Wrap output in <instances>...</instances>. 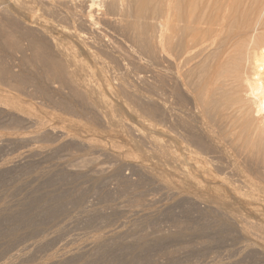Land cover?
<instances>
[{
    "label": "rangeland",
    "instance_id": "rangeland-1",
    "mask_svg": "<svg viewBox=\"0 0 264 264\" xmlns=\"http://www.w3.org/2000/svg\"><path fill=\"white\" fill-rule=\"evenodd\" d=\"M57 1H66L67 3L70 1V3H72L71 1L74 0ZM90 1H76L75 13L79 16L77 22L70 19L69 11H66L67 13L65 11L59 12V19L56 18V15L54 18L49 16V19L44 16L42 17L44 19L43 21L41 19L38 21L35 20L38 23L34 22V25L27 19L19 20L18 24L22 30L29 31L30 33L32 31L33 33L29 36V38L32 37L30 40L35 42L33 50L28 48L26 41L20 40L22 53L26 51L24 55L16 53L9 56V54L0 53V61L4 65L1 62L0 64L6 68L11 67L8 70H13L12 76H15L13 78L12 76H10L11 78L7 77L5 84H0V86H5H2L4 90L2 87L0 88V94L14 96L18 103H20V107L23 109L20 113L19 111H16L15 113H19L20 115L23 114V116L28 114L26 117L29 116V118H31L28 125L22 123L19 124V127L13 125L14 128H12L11 122L8 123L9 120L4 119L2 116L0 119V168H2L0 171V203H2L0 204V207L8 205L9 208L12 207L13 209L14 207L12 211H15L18 206L20 207V202H24L26 200V202H31V207L29 208L27 213L28 215L26 217V219H28L26 220L28 221V226H23L24 229L17 231L13 228V224L8 223V218L4 216L0 218V263L7 260L9 255L11 256L12 253L21 250V260L19 259L18 261L14 259L10 262V264H60V262L61 264H264V196L262 197V195L258 194V189L255 191L257 184H255L256 179L254 175L248 172L246 173L245 171L241 174L240 172L239 174L235 172L237 175L234 172L231 173L233 170L228 167L231 163L221 154L220 156L224 158L225 161H222L224 159L221 160L219 154H211L212 159L209 154L207 156L203 155V157L207 158L209 164L210 162L212 165L213 163H216L214 164V167L212 165H201L198 160L200 157L197 159L199 153L192 151L195 148H190L189 146V136L186 135L187 132L183 130V127H179L181 126L179 122L185 120L187 117V113L185 109H183V107H185L184 104L183 106H179V109L178 107L176 108L177 111L175 114L176 119L177 116L179 117V121L177 120L178 123L168 120V137H165L163 134L161 135V131L159 130L160 116L157 111L159 104V92L157 90L156 79L158 76L157 72L159 70L157 69L159 68L158 61H156L155 56L150 58L149 56L151 55H146L148 57L147 58L145 54L138 50L139 48L137 49L138 45L134 43L135 40L133 41L132 36H130L131 34L121 33L122 31L120 30L124 28L122 25L127 26L133 22L136 16L140 15L142 16V18H140L141 20L138 19L140 22L137 21V18L140 16L135 19L136 22L148 27L151 29L152 34L157 36L159 31L158 21L160 20L158 19L159 16L157 13H154V11H158L159 7L157 8L156 5L160 6V1L155 0L153 2V0H146L145 2L144 0L142 2V0H117L118 5L116 11L109 16L107 15L109 18L106 16L107 18L105 17V19L104 16L107 10L105 7L106 5L104 6V4L106 3V0H99V3L98 0H93L94 5L92 11H94H91V13L94 14L91 15L93 16L92 19L94 22L87 24L83 20L82 16L85 18V15H88V9L86 7H88ZM147 1L150 4H148ZM35 6L37 9L38 6L40 8L39 4H35ZM2 7L6 9L5 5H2ZM63 14L64 19H61ZM110 16L113 20H111ZM79 20L85 23L81 21L79 22ZM96 20L97 22H95ZM61 22H65L64 25ZM69 23L70 26H68ZM71 25L74 26V29ZM83 30L84 32H82ZM78 34L82 35V38L81 36L78 37ZM37 43H40L44 48L42 49L41 45H38ZM55 45L59 46L61 49L59 47L55 48ZM114 45L117 47L115 48ZM35 46L40 48H36ZM45 48L48 49L46 50ZM54 48H58L59 52H62L63 54H57L58 52H56ZM62 48H65L64 51ZM38 49H42L40 51H43V53L45 51V54L48 52L47 54L52 56V59H56V61L64 63V65L68 63L69 59L71 61H75H72L73 63L69 62V65L73 64L71 67L69 66V68L74 69L72 71L70 70L71 74H74L73 71L76 70L73 75L74 77H71L68 73L69 68H66L67 74L65 75L68 76V80L69 77L73 78L76 82L77 89L75 88L76 85L71 78L68 81L69 83L66 84L65 75L55 76L53 73H45L42 67H38L40 66L38 65L39 63L34 62V55L42 53ZM34 52L37 53L35 54ZM64 54L65 56H63ZM2 55L4 56L2 57ZM108 55H112L113 57H109ZM30 56H32V58H30ZM61 57L64 60H61ZM128 57H131L132 60ZM30 59L33 61H30ZM130 60L131 63H129ZM96 62L99 65H97ZM66 66L68 67V64ZM21 73V78L23 79L24 77V80L27 82L18 86L20 91L15 90V88L14 90H10L9 88L14 87L12 85L14 84V81L20 77ZM46 75H49L50 77H47ZM57 78L60 79L58 80ZM82 80H86V83H83ZM58 81H63L64 83H59ZM70 82L71 85H69ZM73 85L74 88L71 87ZM127 87H129V89ZM72 89L78 91L75 92ZM183 116L184 118L182 119ZM173 123L175 125H173ZM5 125L7 126V129ZM54 128H56V130ZM44 129H48L46 130L47 132ZM170 129L172 134L169 132ZM49 130L52 132H49ZM31 132L33 134H31ZM36 132H39V134L37 133V135ZM16 133H26L25 135L28 133V137L33 135L35 138L33 136L31 139L29 138V142L31 144L29 142L28 144H22L5 141L8 137L10 138ZM180 138H183L182 141L184 142L180 141ZM163 139H166L167 141H164ZM87 140L89 141L87 142ZM161 141L163 142L162 144L169 147V149L171 148V145L174 146L172 147L173 149L171 148L172 151L167 148V152L174 151L175 155L178 156L177 158L175 155L170 154L171 152L169 153L170 155H173L176 160H178L177 166L176 163L165 166L164 163L157 159L155 152L158 151L157 147H159L158 144H160ZM167 143H169L168 146ZM185 143L186 146H188V151H192V154H189L186 149L187 147L185 148ZM32 144L37 145L33 146ZM36 146H38V148ZM44 147L47 148L44 149ZM101 148L104 150H100ZM29 149L32 150H30L31 153H28L27 155V151H29ZM86 149H89V151ZM36 151H41V154L36 153ZM194 152L196 154H193ZM23 153L26 155H22ZM17 154L19 156H17ZM112 155H114L115 158L114 156L112 157ZM194 155H196V159L194 158ZM213 156L219 161L214 159ZM193 158L196 161L198 160V162H196ZM9 159L11 163L7 161ZM115 159L118 163H116ZM224 162L225 164L227 163V165L223 168V170H220L222 169V166L224 167ZM217 164H219L218 166L220 168L216 166ZM115 165L118 166V168ZM139 166L145 171H140ZM215 168L217 170H214ZM218 168L220 171H223L221 174L218 172ZM204 169H208L209 172L207 170H205V172ZM225 169H227V172ZM39 170L41 171L40 173ZM150 170L152 171L151 173ZM183 170L185 171L183 172ZM262 171L264 170H261V174L264 173ZM106 172L108 173L106 174ZM209 173L211 174L209 175ZM154 174V178L156 179L157 177L156 181L153 178ZM248 174L251 175L250 178H248ZM222 175L224 176V179L231 176L235 178L233 179L236 182L239 180L243 181V184L241 181L235 183L233 179L229 178L230 181H228L229 179L226 178L228 183L230 182L232 184L233 182V186L236 185V189L233 187V190L230 183L229 187L228 185L226 186L222 183L224 185L222 187L220 182L223 178ZM241 175L243 178L248 179L244 180ZM184 176L185 178L182 179ZM189 176L196 179H192L191 177L190 179ZM219 177L220 179H218ZM251 177H253L254 179L252 178V180L255 181H251ZM207 178H210L211 180L209 179V181ZM248 181H250L248 183L249 185H254L250 187L247 184V188L246 182ZM215 183H217V185ZM239 184H242L241 186L243 187L246 186V190L244 188H237L238 186L241 187ZM17 187H19V189ZM249 187L251 188L250 190H248ZM247 190L248 192H246ZM235 191H238V195L240 193H243L244 195L241 194L238 197L236 195L237 192ZM234 192L237 197L234 196ZM245 193L248 194V196ZM17 203L19 204L18 206ZM80 209H82V211ZM41 212L42 214H40ZM3 218L7 219V222ZM32 218L35 219V221H33ZM91 239H93V241L95 240V242L91 241ZM96 239H100L99 243H96ZM89 242L92 243L90 244ZM27 243H29L30 246H28ZM28 247H30V249ZM35 258H37V260Z\"/></svg>",
    "mask_w": 264,
    "mask_h": 264
},
{
    "label": "bare ground",
    "instance_id": "bare-ground-1",
    "mask_svg": "<svg viewBox=\"0 0 264 264\" xmlns=\"http://www.w3.org/2000/svg\"><path fill=\"white\" fill-rule=\"evenodd\" d=\"M28 1V2H27ZM27 1H21V0H0V53L1 54H16L20 53L24 55L26 53H22V48L20 46V40L26 41L28 44V48L33 50L34 43L31 38H29L31 33L26 30H22L20 25L18 24L19 20H28L32 24L34 22H37L38 20H44L42 17H48L54 18L56 15L58 18L59 12L62 11H69L70 19L74 22L78 21V14L75 13L76 10V1H70L67 3L66 1H57V0H27ZM81 1V0H80ZM90 1V0H89ZM120 1V0H119ZM144 0H142L143 2ZM150 1V0H149ZM155 0H153L154 2ZM160 1L159 5H156L158 8V11L154 13H157L159 16L158 21V35L154 36L152 34L151 29H149L146 26H143L142 24L136 22V18L139 16H136V18L133 20L132 23L128 24L127 26H121V33H128L131 34L134 43L137 45V49L152 58V56L156 57V61H158V76H157V90H158V114L160 116V131L161 135H165V137H168V120L178 123L179 117L177 116L176 119V111L177 107L185 105L183 109H185L187 113V117L185 120L179 122L181 126L183 127V130L187 132L186 135L189 136V146L190 148H195L192 151L198 152L199 156L197 159L201 163V165L208 166L212 165L211 162L209 164V161H207V158L203 157V155L210 157L211 154H220L225 157V159L229 160L228 167H230L231 173L236 172L237 174L243 173L245 171L246 173L253 174L257 184L255 191L259 192V195L264 196V173L261 174V170H264V0H158ZM156 1V2H158ZM106 3L104 6L106 7V12L104 18L117 9V0H106ZM138 2V1H137ZM141 2V3H142ZM146 2V0H145ZM148 2V1H147ZM70 3V4H69ZM90 4L88 7V15H85V18L82 16L83 20L90 24L94 22L93 14L91 13L93 9V0L89 2ZM99 3V0H98ZM121 3V2H120ZM152 3V1H151ZM34 6H33V5ZM36 5H40V8L38 6V9L36 8ZM122 4V3H121ZM148 4H150L148 2ZM156 4V3H155ZM2 5L6 6V9L2 7ZM80 5V4H79ZM143 6V5H142ZM141 6V7H142ZM103 7V6H102ZM140 7V8H141ZM82 8V7H81ZM104 8V7H103ZM136 8V7H135ZM143 8V7H142ZM137 9V8H136ZM139 9V8H138ZM156 9V8H154ZM85 10V9H84ZM121 10V9H120ZM140 10V9H139ZM144 10V9H143ZM94 11V10H93ZM92 11V12H93ZM134 12V11H133ZM67 13V12H66ZM86 13V14H87ZM138 13V12H137ZM144 13V12H143ZM92 14V15H91ZM99 14V13H98ZM104 14V13H103ZM134 14V13H133ZM140 14V12H139ZM60 15V14H59ZM66 15V14H65ZM101 15V14H100ZM128 15V14H127ZM138 15V14H136ZM64 14L62 15L61 19L63 18ZM81 16V15H80ZM107 16V17H108ZM113 16V15H112ZM116 16V15H115ZM96 17V16H95ZM106 17V18H107ZM156 17V16H155ZM102 18V17H101ZM103 18V19H104ZM105 18V19H106ZM109 18V17H108ZM111 18V16H110ZM115 18V17H113ZM142 18L140 16L138 19ZM59 19V18H58ZM81 19V18H80ZM102 19V20H103ZM117 19V18H116ZM129 19V18H128ZM37 20V21H35ZM82 20V19H81ZM79 20V22L81 21ZM93 20V21H92ZM111 20H113L111 18ZM141 20V19H140ZM66 21V19H65ZM68 21V20H67ZM124 21V20H122ZM132 21V20H131ZM144 21V20H143ZM22 22V21H21ZM50 22V21H49ZM57 22V20H56ZM83 22V21H81ZM83 22V23H85ZM97 22V20L95 21ZM108 22V20H107ZM118 22V21H117ZM140 22V21H139ZM24 23V22H23ZM38 23V22H37ZM45 23V21H44ZM62 23V22H61ZM65 22L62 24L64 25ZM99 23V22H98ZM94 23V24H98ZM112 23V22H111ZM129 23V22H128ZM6 24V27H5ZM47 24V22H46ZM77 24V23H76ZM81 24V23H79ZM123 24V23H122ZM25 25V24H24ZM23 25V26H24ZM34 25V24H33ZM66 25V24H65ZM84 25V24H83ZM92 25V24H91ZM89 25V26H91ZM102 25V24H101ZM100 25V26H101ZM105 25V24H104ZM121 25V24H120ZM27 26V25H26ZM47 26V25H46ZM56 26V25H55ZM54 26V27H55ZM70 26V23L69 25ZM72 26V25H71ZM80 26V25H79ZM82 26V25H81ZM85 26V25H84ZM87 26V25H86ZM88 26V27H89ZM93 26V25H92ZM96 26V25H95ZM110 26V24H109ZM40 27V26H39ZM59 27V26H58ZM74 26H72L73 28ZM157 27V26H156ZM8 28V30H7ZM28 28V27H27ZM85 28V27H84ZM91 28V27H90ZM89 28V29H90ZM95 28V27H94ZM102 28V27H100ZM157 28V29H158ZM44 29V28H43ZM61 29V28H59ZM74 29V28H73ZM154 29V28H153ZM82 30V28H81ZM87 30V29H86ZM91 30V29H90ZM101 30V29H100ZM155 30V29H154ZM37 31V30H35ZM34 31V32H35ZM45 31V30H44ZM49 31V30H48ZM47 31V32H48ZM57 31V30H56ZM88 31V30H87ZM93 31V29H92ZM119 31V29H118ZM78 32V31H77ZM84 32V30L82 31ZM37 33V32H36ZM39 33V32H38ZM80 33V32H79ZM105 33V32H104ZM120 33V34H121ZM33 34V33H32ZM59 34V33H58ZM69 34V33H67ZM85 34V33H84ZM91 34V33H90ZM103 34V33H102ZM113 34V33H112ZM41 35V34H40ZM86 35V34H85ZM108 35V34H107ZM106 35V36H107ZM33 36V35H32ZM76 36V35H74ZM78 37L82 35H77ZM95 36V34H94ZM38 37V36H37ZM84 37V36H83ZM109 37V35H108ZM122 37V36H121ZM35 38V37H34ZM49 38V37H48ZM54 38V37H53ZM77 38V37H76ZM79 38V39H81ZM93 38V37H91ZM98 38V37H97ZM128 38V37H127ZM131 38V37H130ZM42 39V37H41ZM108 39V38H107ZM111 39V38H110ZM50 40V39H49ZM57 40V39H56ZM83 40V39H82ZM131 40V39H130ZM39 41V40H38ZM52 41V40H51ZM54 41V40H53ZM64 41V40H63ZM62 41V42H63ZM84 41V40H83ZM86 41V40H85ZM102 41V40H101ZM108 41V40H107ZM110 41V40H109ZM41 42V41H40ZM58 42V41H57ZM81 42V41H80ZM25 43V42H24ZM49 43V42H48ZM47 43V44H48ZM55 43V41H54ZM67 43V42H66ZM77 43V42H76ZM89 43V42H88ZM113 43V42H112ZM38 44V43H37ZM40 44V43H39ZM38 44V45H39ZM53 44V42H52ZM58 44V43H56ZM62 44V43H61ZM65 44V43H64ZM68 44V43H67ZM82 44V43H81ZM115 44V43H114ZM41 45V44H40ZM63 45V44H62ZM61 45V47H62ZM119 45V44H118ZM44 46V45H43ZM53 46V45H52ZM104 46V45H103ZM115 46V45H114ZM36 47V46H35ZM42 47V45H41ZM48 47V46H47ZM59 47V46H54ZM98 47V45H97ZM113 47V46H112ZM117 46H115L116 48ZM120 47V46H119ZM131 47V46H130ZM40 48V47H36ZM44 47H42L43 49ZM49 48V47H48ZM47 48V49H48ZM54 48V49H55ZM60 48V47H59ZM101 48V47H100ZM42 49H38L39 51ZM46 49V48H45ZM44 49V50H45ZM46 49V50H47ZM61 49V48H60ZM63 49V48H62ZM65 49V48H64ZM63 49V51H64ZM69 49V48H68ZM72 49V48H71ZM84 49V48H83ZM86 49V47H85ZM89 49V47H88ZM104 49V48H103ZM118 49V48H117ZM24 50V49H23ZM57 54H61L62 52H59L58 48L55 49ZM102 50V49H99ZM125 50V49H123ZM133 50V49H132ZM62 51V50H60ZM66 51V50H65ZM105 51V50H104ZM119 51V50H117ZM135 51V50H134ZM29 52V50H28ZM32 52V51H31ZM42 53L34 55V62L39 63L38 67H42L44 72L53 73L55 76H63L67 74V69L69 66L71 67L73 64L69 65V62L73 63L75 61L68 60V67L64 65V63L56 61V59H52V56L49 54H45V51H40ZM55 52V51H54ZM53 52V53H54ZM73 52V51H72ZM76 52V51H74ZM90 52V51H89ZM95 52V51H94ZM35 53V52H34ZM37 53V52H36ZM35 53V54H36ZM52 53V54H53ZM68 53V52H67ZM105 53V52H104ZM123 53V51H122ZM137 53V52H136ZM31 54V53H30ZM63 54V53H62ZM75 54V53H74ZM77 54V53H76ZM95 54V53H94ZM139 54V53H138ZM78 55V54H77ZM99 55V54H98ZM101 55V54H100ZM120 55V54H119ZM118 55V56H119ZM123 55V54H121ZM4 55H2L3 57ZM26 56V55H25ZM24 56V57H25ZM56 56V55H54ZM53 56V57H54ZM60 56V55H59ZM62 56V55H61ZM65 56V54L63 55ZM62 56V57H63ZM72 56V55H69ZM92 56V55H91ZM103 56V55H101ZM100 56V57H101ZM109 56V55H108ZM112 56V55H111ZM109 56V57H111ZM125 56V55H123ZM146 56V57H147ZM6 57V56H5ZM61 60H64L62 59ZM67 57V55H66ZM65 57V58H66ZM99 57V56H98ZM113 57V56H112ZM145 57V58H146ZM1 58V57H0ZM32 58V56H30ZM55 58V57H54ZM96 58V57H95ZM104 58V57H103ZM127 58V56H126ZM129 58V57H128ZM143 58V57H142ZM148 58V57H147ZM20 59V58H19ZM26 59V58H25ZM67 59V58H66ZM88 59V58H87ZM131 59V57L129 58ZM155 59V58H154ZM3 60V59H2ZM18 60V59H17ZM60 60V61H61ZM99 60V59H98ZM97 60V61H98ZM112 60V59H111ZM115 60V59H114ZM127 60V59H125ZM132 60V59H131ZM131 60L129 63H131ZM149 60V59H148ZM24 61V60H23ZM22 61V62H23ZM30 61H33L30 59ZM105 61V60H104ZM155 61V62H156ZM1 62V61H0ZM4 62V61H3ZM6 62V61H5ZM63 62V61H62ZM100 62V61H99ZM102 62V61H101ZM151 62V61H150ZM153 62V61H152ZM2 63V62H1ZM18 63V62H17ZM21 63V61H20ZM66 63V60H65ZM118 63V62H117ZM136 63V62H135ZM148 63V62H147ZM3 64V63H2ZM2 64H0V84H5V80L7 77L12 76L13 70H8L11 67H5ZM7 64V63H6ZM9 64V63H8ZM24 64V63H22ZM77 64V63H76ZM97 64V62H96ZM112 64V63H111ZM149 64V63H148ZM26 65V64H25ZM99 65V64H97ZM96 65V66H97ZM21 66V65H20ZM23 66V65H22ZM30 66V65H29ZM75 66V65H74ZM81 66V65H80ZM101 66V65H100ZM115 66V65H114ZM33 67V66H32ZM79 67V65H78ZM113 67V66H112ZM30 68V67H29ZM77 68V67H76ZM114 68V67H113ZM141 68V67H140ZM146 68V67H145ZM13 69V68H12ZM38 69V68H37ZM132 69V68H131ZM19 70V69H18ZM26 70V69H25ZM41 70V69H40ZM42 70V71H43ZM70 70L74 69H68V73L72 77L75 74H71ZM114 70V69H113ZM116 70V69H115ZM118 70V68H117ZM136 70V69H135ZM138 70V69H137ZM82 71V70H81ZM105 71V70H104ZM153 71V70H152ZM155 71V70H154ZM80 72V71H79ZM127 72V71H126ZM15 73V72H14ZM81 73V72H80ZM118 73V71H117ZM151 73V72H150ZM84 74V73H83ZM92 74V73H91ZM106 74V73H105ZM131 74V73H130ZM137 74V73H136ZM152 74V73H151ZM16 75V73H15ZM31 75V74H30ZM34 75V74H33ZM79 75V74H77ZM113 75V74H112ZM141 75V74H140ZM157 75V74H156ZM47 77L49 75H46ZM45 76V77H46ZM89 76V75H88ZM116 76V75H115ZM136 76V75H135ZM138 76V75H137ZM142 76V75H141ZM15 76H12V78ZM22 73L20 77L17 78L16 81H14V84L12 85L14 87H10V90H19L18 86L23 85L27 81L21 78ZM46 77V78H47ZM50 77V76H49ZM54 77V76H53ZM51 77V78H53ZM66 77L65 82L66 84L69 83L71 77ZM74 77V76H73ZM78 77V76H77ZM76 77V78H77ZM93 77V76H92ZM96 77V76H95ZM109 77V76H107ZM120 77V75H119ZM123 77V76H122ZM155 77V76H154ZM11 78V77H10ZM9 78V79H10ZM31 78V77H30ZM37 78V77H36ZM61 78V77H60ZM60 78H57L58 80ZM75 78V79H76ZM145 78V77H144ZM152 78V77H151ZM35 79V78H34ZM55 79V78H53ZM62 79V78H61ZM72 81L76 82L71 78ZM79 79V78H78ZM89 79V78H88ZM30 80V79H29ZM38 80V79H37ZM50 80V78H49ZM90 80V79H89ZM114 80V79H113ZM116 80V79H115ZM137 80V79H136ZM31 81V80H30ZM45 81V80H44ZM48 81V79H47ZM57 81V80H56ZM64 81V79H63ZM62 81V82H63ZM83 81V80H82ZM96 81V80H95ZM123 81V80H121ZM128 81V80H127ZM140 81V80H139ZM148 81V80H147ZM52 82V81H51ZM59 82V81H58ZM61 82V81H60ZM59 82V83H60ZM61 82V83H62ZM86 83V80L83 81V83ZM58 83V84H59ZM64 83V82H63ZM73 83V84H74ZM117 83V82H116ZM146 83V82H145ZM148 83V82H147ZM89 84V83H88ZM8 85V84H6ZM51 85V84H50ZM71 85V82L70 84ZM80 85V84H78ZM151 85V84H149ZM3 85L0 86V88ZM17 86V87H16ZM27 86V84H26ZM52 86V85H51ZM61 86V85H59ZM107 86V85H106ZM152 86V85H151ZM5 87V86H3ZM2 87V89H3ZM24 87V86H23ZM74 88V85L71 86ZM87 87V86H86ZM85 87V88H86ZM117 87V86H116ZM121 87V86H120ZM17 88V89H16ZM35 88V87H34ZM68 88V87H67ZM70 88V87H69ZM77 89V85L75 87ZM129 89V87H127ZM25 89V88H24ZM152 89V88H151ZM150 89V90H151ZM4 90V89H3ZM9 90V91H10ZM63 90V89H61ZM68 90V89H66ZM75 91V89H72ZM125 90V89H124ZM149 90V91H150ZM153 90V89H152ZM8 91V92H9ZM16 91V92H17ZM20 91V90H19ZM76 90L75 92H77ZM84 91V90H83ZM116 91V90H115ZM48 92V91H47ZM69 92V91H68ZM73 92V91H72ZM74 92V93H75ZM92 92V91H91ZM125 92V91H124ZM28 93V92H27ZM49 93V92H48ZM72 93V94H74ZM4 94V93H3ZM10 94V93H9ZM50 94V93H49ZM48 94V95H49ZM98 94V93H97ZM123 94V93H122ZM125 94V93H124ZM157 94V93H156ZM15 95V94H14ZM54 95V94H53ZM133 95V94H132ZM24 96V95H23ZM68 96V95H67ZM72 96V95H71ZM77 96V94H76ZM152 96V95H151ZM157 96V95H156ZM26 97V96H25ZM88 97V96H87ZM90 97V96H89ZM132 97V96H131ZM28 98V97H27ZM72 98V97H71ZM70 98V99H71ZM76 98V97H74ZM82 98V97H80ZM93 98V97H92ZM124 99V98H123ZM136 99V98H135ZM36 101V100H35ZM79 101V100H78ZM88 101V100H87ZM90 101V100H89ZM53 102V101H52ZM58 102V101H57ZM69 102V101H68ZM77 102V101H76ZM103 102V101H102ZM124 102V100H123ZM22 103V102H21ZM37 103V102H36ZM17 99L14 96H8L1 95L0 94V119L1 116L4 117V119L9 120L14 126H18L19 124H25L28 125L30 123L31 118L29 116L26 117V115L23 116L19 113L23 111V109L20 107ZM38 104V103H37ZM41 104V103H40ZM104 104V103H103ZM23 105V104H22ZM66 105V103H65ZM93 105V104H92ZM148 105V104H147ZM63 106V104H62ZM78 106V105H77ZM87 106V105H86ZM26 107V106H25ZM72 107V106H71ZM182 108V107H181ZM63 110V109H61ZM156 110V109H155ZM16 111H19V113H15ZM80 111V110H79ZM182 111V109H181ZM29 113V112H28ZM153 113V112H152ZM180 113V111H179ZM36 114V113H35ZM87 114V113H86ZM67 115V114H66ZM72 115V114H71ZM152 115V114H150ZM69 116V115H68ZM158 116V117H159ZM182 116V115H181ZM31 117V116H30ZM74 117V116H73ZM83 117V116H82ZM184 116L182 117V119ZM3 119V120H4ZM35 120V119H34ZM178 120V121H177ZM181 120V119H180ZM2 121V120H1ZM36 121V120H35ZM39 121V120H38ZM159 121V120H158ZM170 122V123H171ZM6 123V122H5ZM4 123V124H5ZM39 123V122H38ZM33 124V123H32ZM44 124V123H42ZM2 125V123H1ZM8 125V124H7ZM49 125V124H48ZM173 125H175L173 123ZM6 126V125H5ZM24 126V125H23ZM37 126V125H36ZM44 126V125H42ZM47 126V125H45ZM22 127V126H21ZM30 127V126H29ZM1 128V127H0ZM11 128V127H10ZM39 128V127H38ZM42 128V127H40ZM45 128V127H43ZM148 128V127H147ZM4 129V128H3ZM7 129V126H6ZM5 129V130H6ZM53 129V128H52ZM56 130V128H54ZM4 130V131H5ZM35 130V129H34ZM38 130V129H37ZM42 130V129H41ZM45 130V129H44ZM48 130V129H46ZM45 130V131H46ZM8 131V130H7ZM43 131V130H42ZM54 131V130H53ZM59 131V130H57ZM47 132V131H46ZM49 132H52L49 130ZM48 132V133H49ZM55 132V131H54ZM63 132V131H62ZM61 132V134H62ZM171 134V129L169 131ZM183 132V131H182ZM39 134V132H36V134ZM57 133V132H56ZM169 133V134H170ZM184 133V132H183ZM5 134V133H4ZM10 134V133H9ZM24 134H13L12 137H8L5 141L10 143H27L31 139V137H28L29 135ZM31 134H33L31 132ZM37 134V135H38ZM50 134V133H49ZM65 135V133H63ZM67 134V133H66ZM170 134V135H171ZM2 135V134H1ZM54 135V134H53ZM67 136V135H65ZM64 136V137H65ZM72 136V135H71ZM172 136V135H171ZM174 136V134H173ZM183 136V135H182ZM34 137V136H33ZM38 137V136H37ZM50 137V136H49ZM176 137V135H175ZM184 137V136H183ZM30 138V139H29ZM35 138V137H34ZM60 138V137H59ZM69 138V137H67ZM76 138V137H75ZM173 138V137H172ZM178 138V137H177ZM176 138V139H177ZM186 138V137H184ZM2 139V138H1ZM33 139V138H32ZM66 139V138H65ZM71 139V137H70ZM89 139V138H88ZM92 139V138H91ZM181 139V138H180ZM34 140V139H33ZM151 140V139H149ZM148 140V141H149ZM155 140V139H154ZM164 141L166 139H163ZM162 140V141H163ZM172 140V139H170ZM183 138L180 140L182 141ZM188 140V139H187ZM80 141V140H78ZM89 140H87L88 142ZM92 141V140H91ZM96 141V140H95ZM94 141V143H95ZM161 141L160 144H158L159 147H157L158 151L155 152L157 159L160 160V162L164 163L165 166H169V164L176 163V158L173 156L175 155L174 151L171 152V148L174 147L171 145V148L166 147V145L162 144ZM167 141V140H166ZM169 141V140H168ZM175 141V140H173ZM178 141V140H177ZM186 141V139H185ZM33 142V141H32ZM37 142V141H36ZM55 142V140H54ZM57 142V140H56ZM64 142V141H63ZM74 142V141H73ZM171 142V141H169ZM184 142V141H182ZM187 142V144H188ZM2 143V142H1ZM5 143V142H3ZM30 143V142H29ZM35 143V142H34ZM75 143V142H74ZM78 143V142H77ZM86 143V142H85ZM98 143V142H97ZM173 143V142H172ZM171 143V144H172ZM31 144V143H30ZM169 143H167L168 146ZM183 144V143H182ZM33 145V144H32ZM37 144H34L35 146ZM79 145V144H78ZM84 145V144H83ZM93 145V144H91ZM99 145V144H98ZM103 145V144H102ZM156 145V144H155ZM184 145V144H183ZM193 147H192V146ZM14 146V145H13ZM32 146V147H33ZM58 146V145H57ZM82 146V145H81ZM90 146V145H89ZM104 146V145H103ZM170 146V145H169ZM181 146V145H180ZM4 147V146H3ZM12 147V146H11ZM25 147V146H24ZM31 147V148H32ZM38 148V146H36ZM40 147V146H39ZM43 147V146H42ZM52 147V146H51ZM97 147V146H96ZM101 147V146H100ZM155 147V146H154ZM178 147V146H177ZM187 147V148H186ZM28 148V147H27ZM47 147H44V149ZM91 148V147H90ZM93 148V147H92ZM103 148V147H102ZM100 150H104V149ZM171 150L170 152H167L168 149ZM179 148V147H178ZM184 148V147H183ZM185 148L188 151V146ZM189 148V149H190ZM42 149V148H41ZM43 149V150H44ZM94 149V148H93ZM92 149V150H93ZM98 149V147H97ZM173 149V148H172ZM185 149V150H186ZM32 149H29L27 151L30 154ZM36 150V149H35ZM38 150V149H37ZM40 150V149H39ZM89 151V149H86ZM95 150V149H94ZM106 150V149H105ZM97 151V150H96ZM99 151V150H98ZM191 151V150H190ZM192 151L189 152V154H192ZM193 154H196V153ZM26 153V151H25ZM23 153L22 155H24ZM36 153H40L41 151H36ZM93 153V152H92ZM101 153V152H100ZM103 153V151H102ZM105 153V152H104ZM109 153V152H108ZM173 155H170V154ZM44 154V153H43ZM68 154V153H67ZM112 154V153H111ZM119 154V153H118ZM125 154V153H123ZM202 156H201V155ZM26 155V154H25ZM34 155V154H33ZM54 155V153H53ZM90 155V154H89ZM99 155V154H98ZM107 155V154H105ZM115 155V154H114ZM112 155V157L114 156ZM117 155V154H116ZM178 155V154H177ZM17 156H19L17 154ZM21 156V155H20ZM36 156V155H35ZM50 156V155H49ZM70 156V155H69ZM94 156V155H93ZM104 156V155H103ZM109 156V155H108ZM106 156V157H108ZM118 156V155H117ZM116 156V157H117ZM176 156V155H175ZM196 159V155H194ZM208 156V158H209ZM24 157V156H23ZM26 157V156H25ZM29 157V156H28ZM101 157V156H100ZM154 157V156H153ZM178 158V156H176ZM218 157V158H219ZM3 158V157H2ZM21 158V157H20ZM38 158V157H37ZM102 158V157H101ZM115 158V156H114ZM124 158V157H121ZM192 159V157L190 156ZM193 158V159H194ZM214 158V156H213ZM11 159V158H10ZM9 161L11 163V161ZM19 159V158H18ZM17 159V160H18ZM28 159V158H27ZM50 159V158H49ZM110 159V158H109ZM117 159V158H116ZM115 159V160H116ZM154 159V158H153ZM188 159V158H187ZM189 159V160H191ZM194 159V160H195ZM212 159V157H211ZM216 159V157L214 158ZM220 159V158H219ZM224 159L221 157V160ZM222 160V161H225ZM6 160V159H5ZM32 160V158H31ZM35 160V159H34ZM198 160L196 162H198ZM210 160V158H209ZM218 160V159H216ZM220 160V161H221ZM56 161V160H55ZM63 161V159H62ZM80 161V160H78ZM132 161V160H131ZM155 161V160H154ZM215 161V160H213ZM219 161V160H218ZM217 161V162H218ZM6 162V161H5ZM7 162V163H9ZM39 162V161H38ZM41 162V161H40ZM120 162V160H119ZM136 162V161H135ZM228 162V161H227ZM21 163V162H20ZM29 163V162H28ZM75 163V162H74ZM83 163V162H82ZM103 163V162H102ZM113 163V162H112ZM116 163L118 161L116 160ZM125 163V162H124ZM181 163V162H180ZM24 164V162H23ZM84 164V163H83ZM134 164V163H133ZM183 164V163H182ZM198 164V163H197ZM213 163V167H214ZM225 164V162H224ZM3 165V163H2ZM6 165V164H5ZM10 165V164H9ZM20 165V164H19ZM77 165V164H76ZM80 165V164H79ZM217 164L216 166H218ZM223 165V163H222ZM227 163L222 166V169L225 168ZM8 166V165H7ZM18 166V165H17ZM93 166V165H92ZM113 166V165H112ZM116 166V165H115ZM141 166V165H140ZM139 166V167H140ZM143 166V165H142ZM164 166V167H165ZM180 166V165H179ZM184 166V165H183ZM15 167V166H14ZM59 167V166H58ZM85 167V166H84ZM99 167V166H98ZM118 168V166H116ZM126 167V166H125ZM173 167V166H172ZM181 167V166H180ZM185 167V166H184ZM219 167V166H218ZM32 168V167H31ZM86 168V167H85ZM116 168V169H117ZM127 168V167H126ZM168 168V167H167ZM220 168V167H219ZM218 168V172L220 171ZM16 169V168H15ZM61 169V168H60ZM78 169V168H77ZM94 169V168H93ZM149 169V168H145ZM177 169V168H176ZM182 169V168H181ZM184 169V168H183ZM186 169V168H185ZM198 169V168H197ZM2 168H0V171ZM5 170V168H4ZM22 170V169H21ZM58 170V169H57ZM79 170V169H78ZM95 170V169H94ZM107 170V169H106ZM105 170V171H106ZM110 170V169H109ZM131 170V169H130ZM208 169H204V171ZM214 170H217L216 168ZM227 169H225L226 171ZM229 170V169H228ZM20 171V170H19ZM86 171V170H85ZM91 171V170H90ZM96 171V170H95ZM101 171V170H100ZM103 171V170H102ZM140 171H145L143 168L140 167ZM181 171V170H180ZM185 170H183L184 172ZM224 171V172H225ZM30 172V171H29ZM41 171L39 170V173ZM75 172V171H74ZM136 172V171H135ZM152 171L150 170V173ZM182 172V173H183ZM189 172V171H188ZM206 172V171H205ZM204 172V174H205ZM227 172V171H226ZM229 172V171H228ZM244 172V173H245ZM264 172V171H262ZM35 173V172H34ZM92 173V172H91ZM97 173V172H96ZM108 172H106L107 174ZM112 173V172H111ZM121 173V172H120ZM141 173V172H140ZM144 173V172H143ZM176 173V172H175ZM181 173V172H180ZM230 173V172H229ZM233 175L235 176V174ZM6 174V173H4ZM20 174V173H19ZM22 174V173H21ZM42 174V173H41ZM49 174V173H47ZM59 174V173H58ZM102 174V173H101ZM104 174V172H103ZM142 174V173H141ZM177 174V173H176ZM189 174V173H188ZM187 174V175H188ZM211 173H209L210 175ZM214 174V173H213ZM212 174V175H213ZM224 175V173H222ZM236 174V175H237ZM25 175V174H24ZM57 175V174H56ZM120 175V174H119ZM140 175V174H139ZM143 175V174H142ZM148 175V174H147ZM152 175V174H151ZM178 175V174H177ZM183 175V174H181ZM185 175V173H184ZM222 175V176H223ZM245 175V174H244ZM247 175V174H246ZM249 175V174H248ZM80 176V175H79ZM82 176V175H81ZM95 176V175H94ZM206 176V175H205ZM216 176V175H215ZM218 176V175H217ZM226 176V175H224ZM224 176L222 180L220 181L221 184L229 185L230 184L226 181V178L233 179L234 177L228 176L224 179ZM242 176V175H241ZM251 175H249L248 178H250ZM3 177V176H2ZM72 177V176H71ZM93 177V176H92ZM109 177V176H108ZM137 177V176H136ZM146 177V175H145ZM155 177V174L153 178ZM180 177V176H179ZM192 178V176H189V178ZM207 177V176H206ZM210 177V176H208ZM240 177V176H238ZM237 177V178H238ZM247 177V176H246ZM25 178V177H24ZM23 178V179H24ZM74 178V177H73ZM185 178L182 177V179ZM187 178V177H186ZM190 178V179H191ZM205 178V177H204ZM214 178V177H213ZM243 178V176H242ZM247 178V179H248ZM253 177H251V181ZM27 179V178H25ZM41 179V178H40ZM117 179V178H116ZM126 179V178H125ZM149 179V178H148ZM155 179V178H154ZM196 179V178H192ZM208 179V178H207ZM210 179V178H209ZM208 179V180H209ZM217 180L216 178H214ZM213 179V181H214ZM220 179V177L218 178ZM227 179V180H228ZM235 179V178H234ZM233 179V180H234ZM240 179V178H239ZM244 180H247L243 178ZM242 179V180H243ZM254 179V178H253ZM35 180V179H34ZM152 180V179H151ZM150 180V181H151ZM157 180V177L155 181ZM187 180V179H186ZM205 180V179H203ZM211 180V179H210ZM209 180V181H210ZM250 180V179H249ZM107 181V180H105ZM148 181V180H147ZM153 181V180H152ZM154 181V182H155ZM196 181V180H195ZM208 181V182H209ZM230 181V179L228 180ZM235 181V180H234ZM241 181V180H239ZM237 181V182H239ZM17 182V181H16ZM20 182V181H19ZM34 182V181H33ZM36 182V181H35ZM82 182V181H81ZM95 182V181H94ZM93 182V183H94ZM185 182V181H184ZM207 182V181H206ZM235 181V183H237ZM243 181H241L242 183ZM250 181L246 182V186ZM15 183V182H14ZM23 183V182H22ZM122 183V182H121ZM161 183V182H160ZM191 183V182H190ZM211 183V182H210ZM209 183V184H210ZM234 183V184H235ZM245 183V182H244ZM92 184V183H91ZM150 184V183H149ZM163 184V183H162ZM217 185V183H215ZM222 184V187L224 186ZM243 184V183H242ZM242 184H239L240 186ZM251 184V183H250ZM22 185V184H21ZM20 185V186H21ZM123 185V184H122ZM158 185V184H157ZM164 185V184H163ZM202 185V183H201ZM213 185V183H212ZM232 189L233 187L236 189V185L233 186L232 182ZM238 185V184H237ZM249 185V184H248ZM254 185V184H252ZM252 185H249L250 187ZM64 186V185H63ZM71 186V185H70ZM96 186V185H95ZM208 186V185H207ZM246 186L243 187H237V188H244L246 190ZM56 187V186H55ZM74 187V186H73ZM162 187V186H161ZM165 187V186H164ZM203 187V186H202ZM249 187L248 190L251 188ZM254 187V186H253ZM16 188V187H15ZM19 189V187H17ZM47 188V187H46ZM58 188V187H57ZM56 188V189H57ZM64 188V187H63ZM212 188V186H211ZM218 188V187H217ZM229 188V189H231ZM248 188V186H247ZM255 188V187H254ZM35 189V188H34ZM45 189V188H44ZM166 189V188H165ZM17 190V189H16ZM23 190V188H22ZM31 190V189H30ZM46 190V189H45ZM50 190V189H49ZM243 190V189H242ZM244 190V191H245ZM248 190L246 192H248ZM5 191V190H4ZM7 191V190H6ZM8 192V191H7ZM208 192V191H207ZM236 195L239 197L241 194L238 195V191ZM234 192V196L235 195ZM254 192V191H253ZM255 192V193H257ZM12 193V192H11ZM21 193V192H20ZM42 193V192H41ZM72 193V192H71ZM165 193V192H164ZM250 193V192H249ZM2 194V193H1ZM8 194V193H7ZM50 194V193H48ZM166 194V193H165ZM246 194V193H245ZM257 194V195H258ZM3 195V194H2ZM205 195V194H204ZM217 195V194H216ZM244 195V194H243ZM242 195V197H243ZM248 196V194H246ZM6 196V195H5ZM22 196V195H21ZM24 196V195H23ZM47 196V195H46ZM86 196V195H85ZM236 196V197H237ZM244 196V197H247ZM27 197V196H26ZM9 198V197H7ZM80 198V197H79ZM84 198V197H83ZM179 198V197H178ZM29 199V198H28ZM49 199V198H48ZM77 199V198H76ZM11 200V199H10ZM186 200V199H184ZM200 200V199H199ZM203 200V199H202ZM16 201V200H15ZM21 201V200H20ZM27 201V200H26ZM22 201L19 204L17 203L18 207L17 210L12 211L14 209L9 208V206L0 207V218L2 216L8 218V223L13 224V228L17 231L24 229L23 226H28L26 220L27 213L29 211V208L31 207L29 202ZM84 201V200H83ZM86 201V200H85ZM183 201V200H182ZM13 202V201H12ZM40 202V201H39ZM82 202V201H81ZM195 202V201H194ZM198 202V201H197ZM196 202V203H197ZM9 203V202H8ZM14 203V202H13ZM66 203V202H65ZM74 203V202H73ZM85 203V202H84ZM2 204V203H0ZM12 204V203H11ZM77 204V203H76ZM10 205V203H9ZM66 206V205H65ZM87 207V206H86ZM210 207V206H209ZM43 208V207H41ZM73 208V207H72ZM89 208V207H88ZM47 209V208H45ZM210 209V208H209ZM218 209V208H217ZM53 210V209H52ZM79 210V209H78ZM82 211V209H80ZM84 210V209H83ZM89 210V209H88ZM216 210V209H215ZM49 211V210H48ZM220 212V211H219ZM34 213V212H33ZM36 213V212H35ZM47 213V212H46ZM64 213V212H63ZM86 213V212H85ZM95 213V212H92ZM42 214V212L40 213ZM95 216V215H94ZM224 216V215H223ZM40 217V216H39ZM46 217V215H45ZM215 217V216H214ZM74 218V217H73ZM5 219V218H3ZM10 219V220H9ZM33 219V218H32ZM48 219V217H47ZM66 219V218H65ZM100 219V218H99ZM64 220V219H63ZM7 222V219H5ZM30 221V220H29ZM35 221V219H33ZM45 221V220H44ZM73 221V220H72ZM217 221V220H216ZM1 222V221H0ZM48 222V221H47ZM35 223V222H34ZM39 223V222H38ZM240 223V222H239ZM27 224V225H26ZM39 226V225H38ZM49 226V225H48ZM237 226V225H236ZM242 226V225H241ZM11 227V226H10ZM42 227V226H41ZM106 227V226H105ZM30 228V227H29ZM37 228V227H36ZM9 229V228H8ZM12 229V228H11ZM13 229V230H14ZM238 229V228H237ZM236 229V230H237ZM23 231V230H22ZM30 231V230H29ZM243 231V230H242ZM9 232V231H8ZM33 232V231H32ZM244 232V231H243ZM15 233V231H14ZM16 234V233H15ZM13 234V235H15ZM19 234V233H18ZM41 234V233H40ZM101 234V233H100ZM104 234V233H103ZM178 234V233H177ZM7 235V234H6ZM11 235V234H10ZM12 235V236H13ZM17 235V234H16ZM106 235V234H105ZM111 235V234H110ZM180 235V233H179ZM7 237V236H6ZM9 237V235H8ZM26 237V236H25ZM92 237V236H91ZM110 237V236H109ZM243 237V236H242ZM17 238V236H16ZM21 238V237H20ZM103 238V237H102ZM259 238V237H258ZM32 239V238H31ZM112 239V238H111ZM14 240V239H13ZM34 240V239H33ZM97 240V239H96ZM258 240V239H257ZM26 241V239H25ZM24 241V242H25ZM93 241V239H91ZM100 239L96 241V243H99ZM236 241V240H235ZM15 242V240H14ZM13 242V243H14ZM95 242V240L93 241ZM41 243V241H40ZM90 243V242H89ZM92 243V242H91ZM90 243V244H91ZM102 243V242H101ZM17 244V243H16ZM26 244V243H25ZM28 246L29 243H27ZM139 244V243H138ZM21 245V243H20ZM33 245V244H32ZM94 245V243H93ZM98 245V244H97ZM103 245V244H102ZM26 246V245H25ZM91 246V245H90ZM137 246V245H136ZM4 247V246H3ZM2 247V248H3ZM23 247V246H22ZM34 247V246H33ZM51 247V246H50ZM78 247V246H77ZM105 247V246H104ZM107 247V246H106ZM111 247V246H110ZM19 248V247H18ZM30 249V247H28ZM27 248V251H28ZM74 248V247H73ZM131 248V247H130ZM23 249V248H22ZM37 249V248H36ZM80 249V248H79ZM102 249V248H101ZM104 249V248H103ZM60 250V249H59ZM73 250V249H72ZM75 250V249H74ZM95 250V248H94ZM105 250V249H104ZM138 250V249H137ZM2 251V250H1ZM34 251V250H33ZM67 251V250H66ZM89 251V250H88ZM256 251V250H255ZM254 251V252H255ZM9 252V251H7ZM14 252V251H13ZM22 251H17L9 255V258L7 260L1 262L0 264H10V262L14 259L18 260L21 258ZM30 252V251H29ZM35 252V251H34ZM71 252V250H70ZM74 252V251H73ZM144 252V251H143ZM11 253V252H10ZM25 253V252H24ZM22 253V254H24ZM57 253V252H56ZM75 253V252H74ZM73 253V254H74ZM142 253V252H141ZM26 254V253H25ZM59 254V253H58ZM65 254V253H64ZM72 254V253H71ZM80 254V253H79ZM260 254V253H259ZM27 255V254H26ZM53 255V254H52ZM57 255V254H56ZM82 255V254H81ZM139 255V254H138ZM29 256V255H28ZM34 256V255H33ZM65 256V255H62ZM80 256V255H76ZM60 257V256H58ZM73 257V256H72ZM87 257V256H86ZM32 258V257H31ZM53 258V256H52ZM56 258V257H55ZM88 258V257H87ZM143 258V257H142ZM37 260V258H35ZM70 259V258H69ZM68 259V260H69ZM1 260V259H0ZM21 260V259H20ZM35 260V261H36ZM47 260V259H46ZM64 260V259H63ZM80 260V259H79ZM82 260V259H81ZM89 260V259H87ZM30 261V260H29ZM40 261V260H39ZM92 262V261H90ZM97 262V261H96ZM95 262V263H96ZM16 263V262H15ZM18 263V262H17ZM21 263V262H20ZM71 263V262H70ZM82 263V262H81ZM89 263V262H88ZM29 264V263H28ZM39 264V263H38ZM41 264V263H40ZM44 264V263H43ZM61 264V262H60ZM69 264V263H68ZM72 264V263H71ZM74 264V263H73ZM76 264V263H75ZM115 264V263H114Z\"/></svg>",
    "mask_w": 264,
    "mask_h": 264
}]
</instances>
